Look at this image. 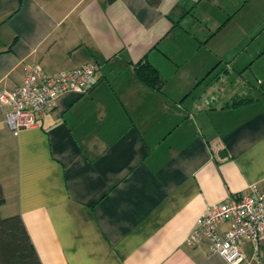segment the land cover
<instances>
[{"label":"crops","instance_id":"obj_1","mask_svg":"<svg viewBox=\"0 0 264 264\" xmlns=\"http://www.w3.org/2000/svg\"><path fill=\"white\" fill-rule=\"evenodd\" d=\"M86 63L91 89L39 125L11 131L0 108V215L42 264H231L186 237L207 205L264 190V0H0V87ZM240 250L264 264V234Z\"/></svg>","mask_w":264,"mask_h":264},{"label":"built area","instance_id":"obj_2","mask_svg":"<svg viewBox=\"0 0 264 264\" xmlns=\"http://www.w3.org/2000/svg\"><path fill=\"white\" fill-rule=\"evenodd\" d=\"M96 66L86 63L78 67L48 75L30 68L22 82L13 88L0 87V108L3 120L11 131L39 125L54 99L61 93L88 92L93 85ZM228 226L218 230V225ZM264 234V190L252 185L249 191L229 195L226 199L207 205L190 229L186 242L195 244L206 238L210 250L222 255L231 264H240L245 254L240 250L249 241L257 250Z\"/></svg>","mask_w":264,"mask_h":264},{"label":"trees","instance_id":"obj_3","mask_svg":"<svg viewBox=\"0 0 264 264\" xmlns=\"http://www.w3.org/2000/svg\"><path fill=\"white\" fill-rule=\"evenodd\" d=\"M147 1L157 5L160 0ZM135 72L142 82L151 87L159 89L163 82L157 69L147 61L137 63ZM252 99L248 93L237 95L225 106H238ZM2 198L0 186V202ZM0 264H42L19 214L0 215Z\"/></svg>","mask_w":264,"mask_h":264}]
</instances>
